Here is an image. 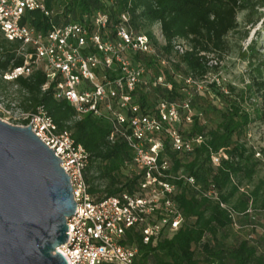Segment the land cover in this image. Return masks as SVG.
<instances>
[{"label":"trees","instance_id":"trees-1","mask_svg":"<svg viewBox=\"0 0 264 264\" xmlns=\"http://www.w3.org/2000/svg\"><path fill=\"white\" fill-rule=\"evenodd\" d=\"M247 1L45 0L57 22L79 19L86 12H107L110 34L115 32L114 24L121 13L127 12L130 27L146 33L156 48V54L136 52L130 55L133 62H140L147 68L146 82L138 84L133 92L136 101L148 111L160 99L177 103L189 99L191 109H195L190 127L182 132L190 137L200 134L203 140L190 152L172 149L166 143L165 154L171 160V171L182 170L193 175L202 187L213 183L219 200L198 196L190 185L174 180L178 185L174 197L184 221L177 230L163 234L155 243H144L138 230L127 228L125 242L137 246L134 264H201V260L207 264H264L262 225L251 226L246 222L252 215L248 211L250 205L264 211V177L259 178L251 190L241 189L240 180H236L241 173L250 180L260 161L254 156V148L247 146L241 136L251 122L264 123V83L253 80L238 87L224 82L227 92H223L215 82L207 83L201 89L184 82L186 75L201 77L208 71V59L200 52L224 47L223 36L234 26L233 7H243ZM26 19L37 28L49 26V16L39 10L28 11ZM155 23H159L164 43L153 31ZM176 38L186 39L190 46L178 53L174 47ZM16 46L17 42L0 36V73L22 64L23 56L16 53ZM158 55H165L168 63L162 64ZM158 75H162L164 83H170L171 87L153 85L151 80ZM44 82L41 69L11 81L23 91L25 108L35 109L38 104H43L58 128L69 129L75 141L86 148L89 155L84 177L92 194L99 197L121 190L132 192L138 179L134 173L124 172L125 161L130 158L127 144L122 140L112 143L108 140L110 125L104 119L91 114L74 119L73 107L67 101L53 97L52 84L47 90H41ZM252 97L261 100L252 102ZM215 98L219 100L216 102ZM220 148L228 157L219 165H213L210 154ZM220 201L232 209L235 220L241 224L239 227L235 228L229 211L220 205ZM231 234L233 241L230 242L227 237Z\"/></svg>","mask_w":264,"mask_h":264},{"label":"built area","instance_id":"built-area-1","mask_svg":"<svg viewBox=\"0 0 264 264\" xmlns=\"http://www.w3.org/2000/svg\"><path fill=\"white\" fill-rule=\"evenodd\" d=\"M32 10L49 16L46 29L37 28L26 19L27 12ZM53 14L45 0H0V36L17 42L15 51L23 56L22 64L8 68L0 76L11 82L41 69L45 75L41 90L52 84L53 97L73 107L74 119L91 114L106 120L110 125L108 140H122L130 150L125 164L137 176L135 189L99 197L92 194L84 177L88 151L75 141L69 129L58 128L43 104L16 113L0 101V118L16 125H30L54 149L69 176L76 206L66 219L68 239L58 246L67 264H134L137 246L125 242L127 228L138 230L144 243H155L184 221L174 197L178 187L174 180L190 185L198 196L219 200L213 183L202 187L193 175L171 171V160L165 154L166 143L172 149L190 152L203 136L184 135L180 127L191 121L189 99L181 103L160 99L148 111L136 101L133 92L138 84L146 82L147 68L133 62L126 53L156 54V48L146 33L130 27L127 12L121 13L113 34L108 32L110 18L105 11L86 12L79 19L63 22L55 21ZM158 56L162 64L168 63L165 55ZM206 73L201 77L186 75L184 82L196 89L215 82L227 92L222 77L206 81ZM151 83L171 87L164 83L162 75ZM210 157L213 165H219L228 154L220 148L211 152ZM220 205L229 211L235 226L232 209L221 201Z\"/></svg>","mask_w":264,"mask_h":264},{"label":"water","instance_id":"water-1","mask_svg":"<svg viewBox=\"0 0 264 264\" xmlns=\"http://www.w3.org/2000/svg\"><path fill=\"white\" fill-rule=\"evenodd\" d=\"M60 161L30 125L0 118V264H67L76 202Z\"/></svg>","mask_w":264,"mask_h":264},{"label":"rangeland","instance_id":"rangeland-1","mask_svg":"<svg viewBox=\"0 0 264 264\" xmlns=\"http://www.w3.org/2000/svg\"><path fill=\"white\" fill-rule=\"evenodd\" d=\"M57 7V6H56ZM54 11L55 8H54ZM234 17V26L223 36L224 47L216 51H201L207 57V65L210 67L204 79L209 81L215 76L222 77L223 82L231 83L235 86H243L246 83H252L253 80L264 83V0H248L243 7L234 6L232 10ZM153 31L161 43L164 38L161 35L159 24L153 25ZM175 50L182 52L188 48L189 42L183 38H176L174 41ZM128 56H130L129 53ZM174 58L176 53H172ZM23 91H19L17 86L9 81L1 79L0 76V101L2 106L12 108L14 112L19 110H28L22 105ZM259 101L261 98L252 97L251 101ZM195 109H191V113ZM0 108V116H2ZM13 119L10 118V121ZM180 127L187 130L190 127L189 122H183ZM241 140L246 142L247 146H252L255 150L254 156L258 158L259 163L256 166L252 178L249 180L241 173L236 180H240L241 189L251 190L258 182L259 178L264 177V123L253 121L246 129V133L241 136ZM133 168L126 166L125 173L130 174ZM251 226L262 225L264 230V211L260 208L249 206ZM240 222L236 221L235 228L239 227ZM245 234V231H241ZM264 232V231H263ZM228 241H233V235L227 237ZM197 256L200 254L197 253ZM201 264H207L201 260Z\"/></svg>","mask_w":264,"mask_h":264}]
</instances>
